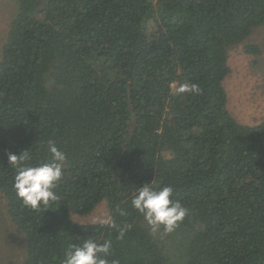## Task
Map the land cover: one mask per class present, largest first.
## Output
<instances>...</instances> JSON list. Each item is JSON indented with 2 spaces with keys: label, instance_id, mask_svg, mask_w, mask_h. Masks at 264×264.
Instances as JSON below:
<instances>
[{
  "label": "trees",
  "instance_id": "16d2710c",
  "mask_svg": "<svg viewBox=\"0 0 264 264\" xmlns=\"http://www.w3.org/2000/svg\"><path fill=\"white\" fill-rule=\"evenodd\" d=\"M18 6L0 57V193L25 236L23 264H61L87 238L111 240L120 264H264V120L238 121L224 87L231 50L260 53L249 39L264 0ZM49 139L64 176L58 200L32 209L8 153L48 161ZM145 183L172 186L187 209L173 232L154 235L132 207ZM103 201L115 226L73 219Z\"/></svg>",
  "mask_w": 264,
  "mask_h": 264
},
{
  "label": "clouds",
  "instance_id": "9594fccd",
  "mask_svg": "<svg viewBox=\"0 0 264 264\" xmlns=\"http://www.w3.org/2000/svg\"><path fill=\"white\" fill-rule=\"evenodd\" d=\"M176 91L199 94L201 89L197 84H183ZM47 150L51 159L36 165L31 163V150H23L19 155L8 153V163L16 173L13 184L16 195L25 206L32 209L41 205L47 206L58 200L55 189L64 176L62 169L66 153L51 139L47 141ZM173 193L174 188L170 185L156 189L152 187V183H145L138 186L132 195V207L144 216L154 235L161 227L164 233L173 232L187 214L183 204L172 199ZM100 222L115 226L111 218ZM131 227L129 224L119 229L120 237L122 238L125 231ZM112 247L111 240L100 242L87 238L82 244L70 245L64 252L61 264H120L118 259H109L112 256Z\"/></svg>",
  "mask_w": 264,
  "mask_h": 264
},
{
  "label": "rangeland",
  "instance_id": "374dc122",
  "mask_svg": "<svg viewBox=\"0 0 264 264\" xmlns=\"http://www.w3.org/2000/svg\"><path fill=\"white\" fill-rule=\"evenodd\" d=\"M18 7V0H0V57ZM249 41L259 47V55L247 53L241 46L231 50L228 59L231 71L224 87L228 108L235 118L255 125L264 120V25L253 31ZM4 201L0 193V264H23L27 252L25 236L3 208ZM72 217L77 222L93 224L110 218V213L107 202L103 201L91 214Z\"/></svg>",
  "mask_w": 264,
  "mask_h": 264
}]
</instances>
